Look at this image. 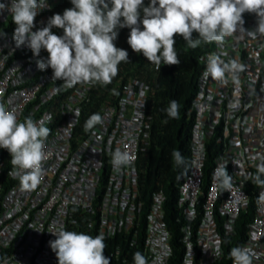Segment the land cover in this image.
I'll return each instance as SVG.
<instances>
[{"label":"built area","instance_id":"2783aa9c","mask_svg":"<svg viewBox=\"0 0 264 264\" xmlns=\"http://www.w3.org/2000/svg\"><path fill=\"white\" fill-rule=\"evenodd\" d=\"M55 1L46 0L33 31L46 26ZM9 19L8 11L0 12V103L15 111L19 122L30 117L51 133L44 141V179L32 191L22 190L19 179L8 175L11 156L0 148V174L8 182L0 196V264H58L49 242L56 238L50 232L60 227L104 238L128 233L130 246L137 237L141 209L138 160L150 131L147 82L128 76L118 95L112 96L109 89L97 102L91 95L100 83L68 87L52 79L50 68L40 71L37 60L47 59L48 53L42 49L40 57H34L27 47L17 48L15 24L10 29L2 26ZM244 21L246 30L256 27L254 14ZM211 54L247 66L239 74L238 85L230 79L222 85L203 76ZM201 59L187 111L189 159L184 178L176 184L172 218L180 233L178 264H233L231 256L224 259V241L230 246L233 239L234 247H249L256 253L253 264H264V199L260 198L264 186H253L252 216L238 228L240 213L249 203L246 188L255 184L250 177L257 174L259 157L264 156V37L252 39L246 32H237L222 45L211 43ZM86 103L96 104L103 122L78 129ZM117 149L134 157L120 170L111 162ZM208 151H214L210 167ZM225 166L231 189H225L214 175ZM163 199L160 190L153 192L144 215L142 254L148 264L175 262L174 228L165 221ZM127 255L121 263L134 264Z\"/></svg>","mask_w":264,"mask_h":264},{"label":"clouds","instance_id":"9594fccd","mask_svg":"<svg viewBox=\"0 0 264 264\" xmlns=\"http://www.w3.org/2000/svg\"><path fill=\"white\" fill-rule=\"evenodd\" d=\"M70 3L71 8L65 9L62 15L54 14L46 26L36 31H33L34 21L46 7V0L0 3V12L8 11L16 26L13 32L16 47H27L34 57H40L41 50H45L48 57L38 59L37 68L40 71L50 68L52 79L62 80L68 87L112 82L118 75L120 63L129 62L128 52L114 43L119 29H130L127 43L132 51L142 54L158 69L162 63L168 66L180 64L175 47L177 36L182 37L191 49L202 43L222 45L226 37L240 31L252 39L264 37V0H149L148 6L144 0H70ZM245 13L257 18L253 30L244 28ZM52 29L63 35L54 34ZM193 33L198 34L196 38ZM246 69L247 66L238 59L226 62L219 55L211 54L207 57L203 76L222 85L229 79L238 85L239 74ZM179 107L178 102L172 100L166 109L168 117L178 119ZM102 122L101 115L95 113L86 121L85 127L92 128ZM50 133L49 127L30 117L19 122L15 111L7 110L0 103V148L9 152L12 168L8 175L19 179L22 190H35L44 179L43 162L47 158L44 141ZM172 155L177 165L183 164L184 158L178 151L174 150ZM259 159L257 174L250 178L264 186V179H261L264 156ZM133 160L126 151L117 149L112 153L111 162L116 170L130 165ZM214 175L225 189L232 188L226 166L218 167ZM260 198L264 199V192ZM50 233L56 237L49 243L58 264H111L104 254L103 235L93 237L63 227ZM230 256L233 264H253L256 253L249 247L237 246L231 248ZM133 260L134 264H148L139 251Z\"/></svg>","mask_w":264,"mask_h":264},{"label":"trees","instance_id":"16d2710c","mask_svg":"<svg viewBox=\"0 0 264 264\" xmlns=\"http://www.w3.org/2000/svg\"><path fill=\"white\" fill-rule=\"evenodd\" d=\"M145 6H148L149 0H144ZM52 16L54 14H63L65 9L71 8L70 0H56L52 3ZM245 13L243 19L249 17ZM5 28H12V19L6 24ZM142 27V26H141ZM56 29V28H55ZM63 32L62 29H56ZM117 40L114 42L117 48L126 50L129 54V62H121L118 66V75L110 84H97L92 91L91 97L97 102L102 100L103 95L109 89H112V96L118 95L128 76L138 78L147 82L149 89L147 91V106L150 117V131L147 143L144 146V152L138 160V199L141 201L139 216L138 233L134 242L129 245L130 235L128 233H117L110 238H105V255L110 258L111 264H122L121 258L128 254L130 261L134 262L133 257L136 252L143 253L144 237V215L150 204L151 194L155 191H161L164 195L163 207L165 211V221L173 229L172 241L174 242V256L170 264H178L180 256V241H178V223L173 221L175 212L174 201L176 198V184L184 178L185 168L188 163V140L191 118L188 116V107L194 95L198 74L203 66L202 55L210 44L202 43L196 49L187 46L182 37H175L176 51L180 60L179 65L168 66L163 63L158 69L154 64L149 63L142 54L132 51L127 43L130 29H119ZM198 34L193 33L196 38ZM100 89V90H99ZM97 91V92H96ZM175 100L179 104V118H169L166 112L170 102ZM96 104L86 103L80 123L77 126L81 129L86 121L96 113ZM178 151L184 158L181 165H177L173 158V151ZM214 151L207 153V165L210 167L211 158ZM208 170V167L206 168ZM207 172L204 175V182L207 181ZM6 178L0 174V196L7 185ZM256 183L246 190L249 196V203L245 210L240 213L238 228L241 229L244 224L250 220L254 207L256 194ZM242 232V231H241ZM236 239L230 246L224 241L226 251L225 261L230 256V250L236 244Z\"/></svg>","mask_w":264,"mask_h":264}]
</instances>
